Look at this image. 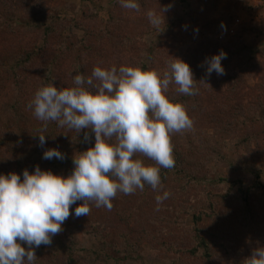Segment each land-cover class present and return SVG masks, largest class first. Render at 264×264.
<instances>
[{
	"label": "rangeland",
	"instance_id": "rangeland-1",
	"mask_svg": "<svg viewBox=\"0 0 264 264\" xmlns=\"http://www.w3.org/2000/svg\"><path fill=\"white\" fill-rule=\"evenodd\" d=\"M138 2L136 11L124 9L119 0H0V138L18 136L16 145L8 148L6 143L0 148V174L15 171L23 178L24 169L32 172L37 165L42 170L60 167L72 171L73 156L94 146L95 134L90 129L79 133L67 126L59 127L50 145L39 146L40 133L36 130L40 120L28 105L43 86L74 87V77L83 75L81 70L87 78L97 66H140L145 54L153 51L151 70L170 73V62L182 58L190 64L198 89V94L187 96L179 93L173 82L165 94L182 103L194 122L192 129L172 133L171 143L194 164H203L197 167L201 166V180L196 186L201 185L200 191L193 189L186 200L177 194L176 201L168 197L159 210L152 191L149 199L153 206L144 207L147 213L129 222L115 214L113 226L103 234L74 229L68 235L62 228L51 245L34 248V264H67L69 253L79 256V264H91L85 258L105 249L120 233L130 234L133 240L128 251L120 254L119 264H238L230 251L241 253L235 252L234 257L245 264L255 248L264 247V171L260 180L252 175V170H264V0ZM150 10L161 16L159 28L149 22ZM42 14L48 18L46 22L39 18ZM49 21H54L63 35L52 36L47 49L42 28ZM69 40L78 43L75 50L68 48ZM83 41L93 45V51L86 53L84 49V54H78ZM248 46L254 54L248 53ZM66 48L67 56L61 58ZM221 50L227 53L222 61L225 74L213 72L209 76L203 62ZM15 102L20 105L13 108ZM85 133L90 139H84ZM245 137L251 142H243ZM215 142L216 151L211 145ZM193 146L199 148L193 150ZM49 148L62 151L65 159H43V152ZM135 158L158 166L142 154ZM213 182L219 186H208ZM253 184L259 187L253 189V204L247 207L243 192ZM230 186L233 191L229 195ZM118 197L115 211L112 209L115 213L127 208L123 193ZM139 197L134 198L139 202ZM189 208L204 214L200 226L214 238V261L205 262L203 251L192 255L176 245L183 236L192 237L195 224ZM168 223L175 230L171 236ZM112 249H107L109 254Z\"/></svg>",
	"mask_w": 264,
	"mask_h": 264
},
{
	"label": "clouds",
	"instance_id": "clouds-1",
	"mask_svg": "<svg viewBox=\"0 0 264 264\" xmlns=\"http://www.w3.org/2000/svg\"><path fill=\"white\" fill-rule=\"evenodd\" d=\"M119 2L124 9L140 8L138 0ZM147 16L159 28L161 16L152 10ZM226 58L223 50L207 57L203 62L207 74L224 75L222 61ZM169 68L170 73L161 74L139 66H97L87 78L75 75L74 87L49 85L36 92L28 107L45 128L54 121L79 133L90 129L95 143L73 156L74 168L67 176L39 165L32 172L24 169L23 178L15 171L0 174V264H34V248L51 245L70 215L88 216L89 202L110 211L118 192L128 195L143 191L145 185L153 190L161 187V168L175 165L171 134L190 130L194 123L186 107L165 92L174 82L179 93L198 94L188 62L176 57ZM38 136L43 147L46 135ZM84 139H90L88 133ZM136 154L158 166L146 165ZM53 158L64 160L65 154L57 148L43 152V159ZM169 195L164 191L156 196L157 210ZM77 201L83 203L73 212L71 206ZM245 264H264V247L255 248Z\"/></svg>",
	"mask_w": 264,
	"mask_h": 264
},
{
	"label": "trees",
	"instance_id": "trees-1",
	"mask_svg": "<svg viewBox=\"0 0 264 264\" xmlns=\"http://www.w3.org/2000/svg\"><path fill=\"white\" fill-rule=\"evenodd\" d=\"M33 18H37L36 16ZM41 20H43L44 22H46L48 20V18L42 14L39 17ZM54 21H49V23L44 24L43 28H42V33H43V37L46 41L45 46L48 49V44H49V40L51 39V37H55V36H62L63 32L59 31L56 27V25L53 23ZM33 28H38V26H32ZM128 39V38H127ZM69 47L74 48V50L76 49V47L78 46V43L73 42L72 40H69ZM127 41L129 42H133L132 38H129ZM125 44V42H124ZM79 46H81V49L79 48L78 51H76L78 54H81L84 52V49L86 51V53L93 51L91 47L88 44H86V41H83L81 44H79ZM66 50H62L61 54V58H65L67 56V49ZM246 49L248 50L249 54H254V49L250 48V46L246 47ZM152 54V57L150 58V54ZM149 53H146V57L143 58L142 60L139 61V64L141 68L145 69V70H151L149 64L152 62L153 57H154V52L151 51ZM84 54V53H83ZM57 55V54H56ZM27 58H29V56H27ZM30 61V58H29ZM56 61V60H55ZM53 61V64L54 62ZM81 73L83 74V76H87L84 72V70H81ZM16 83H20V80L17 77V81ZM19 101V100H18ZM18 105H20V103H13L12 107H17ZM22 116L24 115V110L21 111ZM26 113V112H25ZM28 119H31L29 116H27ZM59 127L57 122L54 121H49L47 123V128L44 127V122L40 121L38 128L36 130V132H39L40 134H45L46 135V143L45 146L50 145L51 141H53L54 137L57 134V131H59ZM23 131L25 130V128H21ZM32 132H34V130H31ZM82 131H87V129H83ZM22 133V132H21ZM57 138V136H56ZM17 140H18V136H7L5 138H0V148H2L3 146L6 145V143L8 144V148H10L11 146H14L17 144ZM55 141V140H54ZM243 142L245 143H250L251 142V138L249 137H245L243 138ZM95 143V142H94ZM93 143V145H94ZM212 146H214L215 148H213L216 151V147L217 143H213L211 144ZM41 147V146H40ZM195 146H193L194 148ZM192 148V147H191ZM199 147H195L196 150ZM192 150V151H193ZM203 151L200 149V153H202ZM219 152V151H218ZM199 153V154H200ZM206 153V151H205ZM220 154V152H219ZM173 156L175 159V165L173 168L171 169H167V168H161L160 171V176H161V187L157 190H153L149 185H145V188L143 191L137 190L135 193L133 194H128L125 195L123 194V204L124 207L125 205L127 206V208L125 207L122 208V210H120L119 212L117 211V213H115V209H116V205H118L119 202V197L118 194L120 192L117 193L116 197L113 198V208L114 211H112V209L109 211L107 208L105 207H100L97 208L94 204V202H89V207L91 209L90 213L88 216H80V217H76L74 215H70L69 218L64 222L62 228L69 232L68 235H71L73 233L74 229L77 230H81L84 231L85 233H89V234H103L107 228H109L110 226H113V216L119 217V219H121L124 222H129L131 219H134V217H138L141 218L142 213H147L145 208H148L150 206H153L151 203V200L149 199V195L152 193L153 191V197L156 198L157 195H162L164 191H167L170 193L169 198H173L175 201L177 200L176 194L179 195L181 197V199L186 200L187 198H189V196L191 195V192L193 191V189H195L196 191H200V186L196 187L198 185V182H200L199 177H200V169L201 166L203 165L200 162H197L194 164L192 161V158L188 157L186 153L183 152L182 149L178 148V146L173 148ZM201 159H205V155L203 153L202 158ZM202 161V160H201ZM22 164V163H21ZM202 164V165H201ZM199 165H201L199 168H197ZM53 172L57 173V174H63L65 176L69 175L71 173V170L68 169H60V167H53L51 169ZM261 171L264 170H252V175L254 176V179H261ZM256 181V180H254ZM164 183L168 184L167 186H164ZM258 185H262L260 182H258ZM239 184L242 185V187H244V180L240 178L239 180ZM163 185V187H162ZM257 184H253L252 187H248L244 190V200H245V204L247 207L252 206L253 204V197L255 195V191H253L254 188H258ZM210 187L213 188H217L219 185L216 184V182H213L212 184L208 185ZM233 191V189L230 186L229 189V195L231 194V192ZM211 193V192H209ZM139 197V202L138 200H135L134 197ZM188 202V200L186 201V203ZM83 203V201H77L76 204L71 206V210L74 212L75 207H77L79 204ZM140 203V204H139ZM141 205V206H140ZM148 206V207H147ZM145 207V208H144ZM211 207V206H210ZM190 210V208H189ZM193 208H191L190 211H192ZM186 213H189L186 212ZM193 213V222H194V227L192 228V237H190V239H188V236H183V239L181 241H177L176 245H178L179 249L182 248V250H184V252H187L189 254L192 255H198L200 253V251H203L202 255L204 257L205 262L209 263L211 261H214V248H215V242H214V238L212 237H208L205 234L204 229L200 226V222L203 219V213H196L195 211H192ZM173 215V221H175V213H172ZM174 226H172L170 223H168L167 231H169L168 235L170 233L174 234L175 230L173 228ZM121 234V233H120ZM119 234V238L115 241H113L112 243L108 244V246L105 249L102 250H98V251H94L93 253L90 254V256L86 259V262L91 263V264H119L121 262V260L119 259L120 254L124 251H128V248H130L132 246V240L133 238L130 236V234L125 233V235L121 234L120 236ZM171 236V234H170ZM133 245H137L135 242ZM175 245V244H174ZM124 247V249H123ZM108 248H113L112 249V254H109V252L107 251ZM176 248L175 246H173V249ZM227 248V247H226ZM175 250V249H174ZM236 250V249H235ZM236 254L240 255L241 253L235 251ZM234 251H230L229 254H231V258L236 260L238 264H244L243 261L237 260L234 255H235ZM79 256H77L76 254L73 253H69V259L67 264H79Z\"/></svg>",
	"mask_w": 264,
	"mask_h": 264
}]
</instances>
